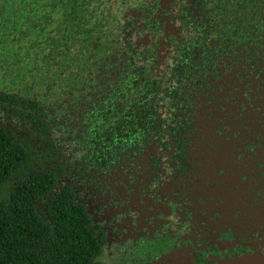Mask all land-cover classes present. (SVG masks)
Wrapping results in <instances>:
<instances>
[{"label":"flooded vegetation","instance_id":"obj_1","mask_svg":"<svg viewBox=\"0 0 264 264\" xmlns=\"http://www.w3.org/2000/svg\"><path fill=\"white\" fill-rule=\"evenodd\" d=\"M0 127L99 264L261 253L264 0H0Z\"/></svg>","mask_w":264,"mask_h":264},{"label":"trees","instance_id":"obj_2","mask_svg":"<svg viewBox=\"0 0 264 264\" xmlns=\"http://www.w3.org/2000/svg\"><path fill=\"white\" fill-rule=\"evenodd\" d=\"M26 158L0 127V264H99L101 246L83 211L64 193L49 197V175Z\"/></svg>","mask_w":264,"mask_h":264},{"label":"water","instance_id":"obj_3","mask_svg":"<svg viewBox=\"0 0 264 264\" xmlns=\"http://www.w3.org/2000/svg\"><path fill=\"white\" fill-rule=\"evenodd\" d=\"M217 264H264V251L248 252L238 256H225Z\"/></svg>","mask_w":264,"mask_h":264}]
</instances>
